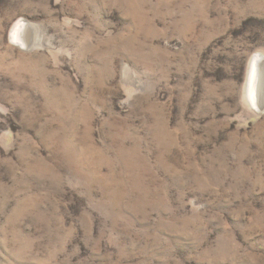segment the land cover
<instances>
[{
	"label": "rangeland",
	"instance_id": "374dc122",
	"mask_svg": "<svg viewBox=\"0 0 264 264\" xmlns=\"http://www.w3.org/2000/svg\"><path fill=\"white\" fill-rule=\"evenodd\" d=\"M260 55L264 0H0V264H264Z\"/></svg>",
	"mask_w": 264,
	"mask_h": 264
},
{
	"label": "bare ground",
	"instance_id": "6f19581e",
	"mask_svg": "<svg viewBox=\"0 0 264 264\" xmlns=\"http://www.w3.org/2000/svg\"><path fill=\"white\" fill-rule=\"evenodd\" d=\"M18 27V26H17ZM28 28V24L27 23H24L23 25H21L19 28L16 29V32L14 33L13 35V40L20 44V46H22V49L26 46L23 42H22V33L25 31V30H28L26 29ZM29 34V32H28ZM17 45V44H16ZM260 58H256V60L254 61V64H253V68H252V79H251V89H250V92L251 94L253 93V99L255 100L256 99V94H257V91L260 89L261 91H264V83H263V80H262V83L261 85H257V81H259V78L260 76L263 77L264 79V57L263 56H259ZM261 59V60H260ZM261 62H263V67L262 66H258ZM255 83V87L253 86ZM254 87V89H253ZM260 103V102H259Z\"/></svg>",
	"mask_w": 264,
	"mask_h": 264
},
{
	"label": "water",
	"instance_id": "95a60500",
	"mask_svg": "<svg viewBox=\"0 0 264 264\" xmlns=\"http://www.w3.org/2000/svg\"><path fill=\"white\" fill-rule=\"evenodd\" d=\"M263 105V104H262Z\"/></svg>",
	"mask_w": 264,
	"mask_h": 264
}]
</instances>
